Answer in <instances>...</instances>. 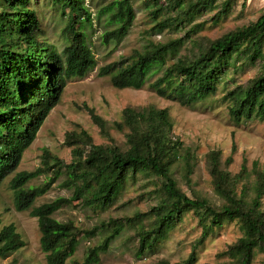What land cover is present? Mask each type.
Returning <instances> with one entry per match:
<instances>
[{
  "label": "trees",
  "instance_id": "trees-1",
  "mask_svg": "<svg viewBox=\"0 0 264 264\" xmlns=\"http://www.w3.org/2000/svg\"><path fill=\"white\" fill-rule=\"evenodd\" d=\"M216 0H147L149 13L156 20L153 29L175 28L215 6ZM31 0H0V187L12 175L9 187L17 211H28L35 217L40 232L39 246L45 253V264H65L74 251L81 234L90 236L98 227L80 229L71 220L59 221L53 213L62 206L80 202L83 206L104 210L128 180L140 174L156 179L153 193L158 201L143 213L126 217L123 221L109 220L110 230L102 242L88 248L81 261L72 264H95L110 240L122 228L139 222L138 246L135 254L141 257L164 240L169 231L184 215L193 212L201 227L186 258L170 263L159 260L151 264H194L197 248L215 228L225 222H236L241 235L221 252L223 264H252L257 253L264 257V165L253 160L250 167L243 161L237 172L228 169L231 154L224 160L220 150H210L205 160L219 201L191 190L187 194L172 174L173 166L183 161V177L190 185L194 168V154L183 141L172 133L173 122L167 108L154 105L125 106L113 127L124 133L125 147L118 145L108 132V124L93 108L86 110L100 132L108 138L95 143L84 129L72 130L65 136L71 147V159L65 163L46 148L42 165L33 170L17 171L23 152L31 145L45 118L60 101L67 79L84 77L96 66L84 33L77 24L89 19L84 0H52L61 8L67 22L64 31L70 43L61 52L54 44L38 38L39 20ZM234 0H225L215 14L218 21L226 14ZM105 9L115 26L106 30L103 43L119 41L135 18L132 0H111ZM201 24H193L194 32ZM180 38L167 42H149L142 50L134 49L119 61L99 67V76H109L111 85L118 89L140 88L153 66L163 64L166 54L176 49ZM197 47L190 55L171 62L153 82L160 96L177 99L182 105H192L213 96L218 81L235 65L257 64L256 75L245 84L228 88V113L235 124L257 119L264 122V11L247 24L226 31L215 39L195 41ZM235 150L234 144L232 150ZM53 173L40 185H25L45 173ZM70 186L69 197H57L34 205L50 184L61 174ZM147 219L148 223L142 224ZM101 226H104L103 224ZM106 226V225H105ZM26 245L14 224H3L0 215V257H7ZM260 264H264V258Z\"/></svg>",
  "mask_w": 264,
  "mask_h": 264
},
{
  "label": "rangeland",
  "instance_id": "rangeland-1",
  "mask_svg": "<svg viewBox=\"0 0 264 264\" xmlns=\"http://www.w3.org/2000/svg\"><path fill=\"white\" fill-rule=\"evenodd\" d=\"M110 1L84 0L89 10V19L84 18L77 26L84 33L96 66L84 77L67 79L60 101L49 112L35 139L23 152L16 172L30 171L41 166L44 148L65 163L69 162L71 147L65 143V136L72 130L84 129L95 143L107 142L108 138L94 124L87 107L93 108L106 120L111 138L125 147L124 133L112 126L115 120L120 119L121 110L125 106L154 105L168 109L173 122V135L180 138L195 157L190 185L183 177V161L179 160L173 166L172 174L178 185L189 195L191 190H195L218 202L205 160L208 151L220 150L222 160L231 154L232 160L228 169L233 173L239 170L243 161H246L248 167L253 160L264 165V122L254 119L235 124L229 117V102L224 98L228 88L243 85L256 75L258 63L244 64L243 59H237L235 65L219 79L216 93L192 105H182L177 99L158 95L152 82L178 57L190 55L197 47L196 40L204 42L206 38L215 39L226 31L254 21L264 11V0H234L226 14L215 21V14L220 11L221 4L225 1L216 0L212 9L194 15L175 28L165 27L162 30L153 29L162 13L155 19L145 4L147 0H132L135 18L126 34L119 41L103 43L104 32L115 26L105 9ZM30 6L36 10L38 16V38L54 44L57 51L61 52L70 43L69 34L64 31L67 18L61 8L54 5L52 0H31ZM196 23L201 25L191 33L189 28ZM178 38L180 43L176 49L166 54L165 63L152 67L140 88L118 89L111 85L109 76L98 75L99 67L119 61L130 55L134 49H144L149 42H167ZM233 144L235 150L231 151ZM13 174L5 178L0 187L1 221L2 225L14 224L26 245L7 257H0V264H45V253L39 246L40 232L36 218L30 216L28 211H17L14 207L13 192L9 187ZM52 174L42 173L28 181L25 187L40 185ZM64 179L65 175L62 173L44 194L35 199L34 205L57 197H69L72 189L65 185ZM155 182L156 179L144 174H140L136 180H128L115 195L112 204L104 210L83 206L78 201L57 209L53 217L59 221L71 220L78 228L85 230L98 227L90 236H79L75 251L65 264H72L74 260L81 261L89 247L102 242L110 230L109 220L123 221L126 217L148 211L158 201L152 191ZM262 203L264 204V197ZM146 223L147 219L142 221V224ZM137 227L138 221L125 225L100 252L99 261L95 264H151L161 259L175 263L187 257L201 232L196 215L193 212L186 213L164 240L146 250L141 257H137ZM240 235L241 231L236 222H225L221 227L215 228L197 248V260L194 264H223L227 258L221 252ZM263 258V254L257 253L252 264H260Z\"/></svg>",
  "mask_w": 264,
  "mask_h": 264
}]
</instances>
